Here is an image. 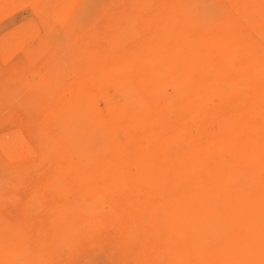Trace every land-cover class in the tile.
I'll list each match as a JSON object with an SVG mask.
<instances>
[{"label":"rangeland","instance_id":"rangeland-1","mask_svg":"<svg viewBox=\"0 0 264 264\" xmlns=\"http://www.w3.org/2000/svg\"><path fill=\"white\" fill-rule=\"evenodd\" d=\"M0 264H264V0H0Z\"/></svg>","mask_w":264,"mask_h":264},{"label":"bare ground","instance_id":"bare-ground-1","mask_svg":"<svg viewBox=\"0 0 264 264\" xmlns=\"http://www.w3.org/2000/svg\"><path fill=\"white\" fill-rule=\"evenodd\" d=\"M150 101V100H149ZM12 107V106H11ZM154 110V109H153ZM37 117V116H36ZM230 181V180H229Z\"/></svg>","mask_w":264,"mask_h":264}]
</instances>
